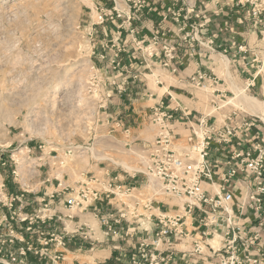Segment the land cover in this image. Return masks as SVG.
I'll return each mask as SVG.
<instances>
[{
    "label": "crops",
    "instance_id": "crops-1",
    "mask_svg": "<svg viewBox=\"0 0 264 264\" xmlns=\"http://www.w3.org/2000/svg\"><path fill=\"white\" fill-rule=\"evenodd\" d=\"M112 1L115 5V0ZM122 1L124 6L122 15L118 18L120 20L111 22L106 30L103 27L98 28H101L102 33L99 34L100 38L96 42L97 54L94 57L97 63L103 61L101 71L110 68V70L105 71V74L108 75V79L112 83L122 84V81L126 80L122 92L115 94L111 92L108 94L109 98L105 100L109 106L110 114L106 112L103 114L111 119V121L107 119L108 127L119 130L117 136L125 146L134 145L147 148L155 140L158 131L157 127L151 123V114L156 107L173 115L170 128L174 134L178 135L179 143H182L190 133V125L195 124L200 119L206 120L216 128H223L230 123L233 126H241L234 146L210 149L208 162L212 170L217 175L226 172L225 160L230 153L233 150H246L250 140L255 136L259 137L261 124L258 119L252 117L261 118L262 116L243 110L238 112L224 111L223 114H220L221 109L217 102L223 101L225 94H232V92L224 88V84L220 85L216 79L212 78L206 80L204 84L205 87L213 88L211 91L212 98L206 108L203 103V105L199 103L200 100L196 99V89L200 88L195 87L190 82V78L197 71L210 76L209 73H213V66L216 65L219 57H225L230 63L237 64L238 79L242 85H246V93L262 103L264 95V44L252 32L244 12L247 7H231L229 0H139L142 2V5L139 6L133 5V2L138 0ZM114 9L116 7L110 6L109 10ZM191 9L192 12H190ZM134 12H136L137 17L128 21L127 18ZM190 26L197 27V37L200 40L207 43L212 42V45L197 48L199 50L193 56H188L184 47L179 43L181 35L189 30ZM156 32L166 34L170 41L175 42L178 46L177 57L172 63L176 69L174 72L170 68H163L158 57L146 59L144 56V61L139 58V48L146 46V43L150 42L152 35ZM106 41H113L115 44L110 49H104ZM240 45L246 46V54L238 51L237 47ZM223 50H226L227 53L223 54ZM101 55H104L103 60ZM254 55L257 57L256 60L253 59ZM117 59L122 65L121 68H116L113 65V61ZM262 61L263 64L261 65ZM146 66L150 67L149 75L143 72L146 70ZM153 71L157 74L155 87L145 78L146 76L153 77ZM249 83H251L250 86H248ZM113 89L117 91V86L111 90ZM212 109L214 112L211 113ZM250 122H254V124L246 127L245 124H250ZM236 143L238 145L235 146ZM88 173L63 172L62 180L58 177L54 178V183H51L52 180L50 182L46 180L45 182L48 181V184L41 192H27L19 186L12 187L11 191L5 195L6 197L10 194L16 198L12 210L5 206L7 199L0 195V220H3V217L10 219L13 211L19 217L32 216L42 207L41 200L44 198L49 204L48 212L53 216V221L46 226L39 224L37 227L45 232L56 231L55 229L58 228L59 231L65 230L67 233L65 235V248L55 250L60 251L63 257L59 264H132L133 260L140 258L137 251L139 242L143 239L148 240L156 231L155 216L159 213H165L169 216L183 214L184 202L181 206L177 202V198L172 196H170L171 199L150 200L142 208L143 213L139 214L126 210L127 206L123 207L121 203L111 200L107 203L103 202L104 196H101L100 200L97 201H92L89 198L87 202L83 203V207L76 209H68L63 204L57 203L58 196L49 199L52 193L62 189L65 191H61V195L68 194L69 190L83 184L84 178L103 177V172H91V175ZM106 174L108 172L104 175ZM124 175L118 174L112 180L114 182L124 181V183L129 184L124 180L127 177ZM134 176H130L131 179H134ZM242 179H247V177L243 174ZM233 181L237 182L238 190L235 191L240 196L244 191V186L239 182L240 180L233 179ZM58 182L62 184V187H57ZM217 183H220V180ZM126 184L118 187L123 188L127 186ZM113 186L115 185L113 184ZM204 188L208 191L213 190L209 184H205ZM120 211L128 213L120 223H111L112 226L109 228L100 224V216L111 219L116 217ZM129 213H133V216L136 217L132 218ZM197 216L195 211L194 216L186 217L183 226L186 237H182L174 244L173 256L167 264H205L201 261V256L194 253V243L198 242L200 246L205 247V255H211L209 247L206 246L209 244V240L215 235H218L221 240L222 231L219 229L213 231V235L204 240L195 222ZM239 218L240 223L246 227H249L251 220H253L250 211L245 212ZM0 225V232H5L7 224L2 221ZM9 225L15 227L18 234L22 233L18 220H13ZM79 226L92 229L89 238L84 239L81 234L72 235ZM149 227L151 228L149 229ZM24 236L28 238L27 234ZM220 240L217 247L221 245ZM31 241L35 247H39L36 236H33ZM19 246L22 244L16 242L15 247ZM50 250L51 252L54 251L53 244L50 245ZM26 264H50V262L28 255Z\"/></svg>",
    "mask_w": 264,
    "mask_h": 264
},
{
    "label": "rangeland",
    "instance_id": "rangeland-1",
    "mask_svg": "<svg viewBox=\"0 0 264 264\" xmlns=\"http://www.w3.org/2000/svg\"><path fill=\"white\" fill-rule=\"evenodd\" d=\"M110 6L116 9L109 10ZM123 6L122 0H115V5L112 0H0V186H5L2 197L18 186L27 192H41L48 181L54 183L57 177L62 180L63 172H103V177L82 180L84 186L97 192L96 201L104 196L103 202L115 201L139 214L150 200L172 198L146 175L149 147L125 146L117 136L119 130L108 127L107 119H111L103 114H110L105 103L108 94L117 93L121 85L108 79L105 71L110 68L100 70L103 61L97 63L94 59L96 42L102 27L106 30L111 22L120 20ZM109 13L112 18L107 17L100 24L99 17ZM105 44L104 49H110L115 43ZM144 47L138 50L143 61L144 56L148 59ZM223 58L219 57L210 76L206 74L207 80L215 78L232 92L217 102L219 113L243 110L263 116L262 103L246 93V85L239 81L237 64L228 62L227 70ZM149 69L146 66L143 72L149 75ZM152 73L153 77L145 78L155 87L157 74ZM232 85L244 89L250 100L235 98ZM116 86L117 91L111 90ZM212 90L210 86L196 89V99L206 108ZM230 99L233 101L221 108ZM121 173L129 184L112 180ZM124 184L127 186L121 188ZM125 188L130 192H123ZM177 200L182 206L184 199ZM10 226L15 228L7 224L6 229ZM15 243L9 251L16 249Z\"/></svg>",
    "mask_w": 264,
    "mask_h": 264
},
{
    "label": "built area",
    "instance_id": "built-area-1",
    "mask_svg": "<svg viewBox=\"0 0 264 264\" xmlns=\"http://www.w3.org/2000/svg\"><path fill=\"white\" fill-rule=\"evenodd\" d=\"M229 2L231 7H247L244 12L252 32L264 44V0H229ZM133 5L139 6L142 2L138 0L133 2ZM115 13L116 17H119V13L117 11ZM112 16V13L100 16V24L107 17L111 19ZM136 17L137 14L134 12L127 20L130 21ZM197 34V27L190 26V29L181 35L179 43L188 56L196 54L199 50L197 48L212 45V42L200 40ZM144 49L149 59L158 57L163 68H170L173 72L176 70L172 63L177 57L178 46L175 42H171L166 34L154 33ZM237 49L246 54L245 45H240ZM222 53L226 54L227 51L223 50ZM253 57L256 60V55ZM113 64L121 68L120 61L115 60ZM206 80V73L201 71H197L190 78V82L201 89L205 88ZM125 82L126 80H123L120 84L119 93L124 90L122 87ZM250 85L251 83L248 84ZM262 107L264 108V95ZM252 118L258 119L261 124L259 137L255 136L251 139L246 150H233L225 160L227 171L217 175L208 162L210 149L234 146L242 127L233 126L230 123L223 128H216L206 120L200 119L190 125V133L182 143H179L178 135L174 134L170 128L173 115L159 107L154 108L151 123L157 127L158 131L154 142L149 146L146 175L159 183L164 194L184 199L183 214L169 216L159 213L155 216L156 231L148 240L143 239L139 242L137 251L140 258L133 260L132 264L169 263L173 256L174 244L182 237H186L183 231L186 217L194 216L195 211L198 214L195 222L204 240L213 235V231L218 229L222 231L221 245L216 249L209 247L211 255H205V247L200 246L198 242L194 243V253L201 256L202 262L205 264H264V115L261 118ZM253 124L254 122H250L245 126L250 127ZM243 174L247 179H242ZM217 178L220 183H217ZM233 179L240 180L239 182L243 184L242 196L237 194V182ZM205 184L212 186L213 190H206ZM4 187L3 184L0 186V193L3 192ZM57 187H62V184L58 182ZM61 191L65 189L55 191L49 199L58 196L57 203L63 204L68 209L83 207V203L89 198L92 201L97 198V192L89 190L83 184L64 196L61 195ZM116 191L119 193V190ZM123 192L128 193L130 189L125 188ZM5 198L7 199L5 206L12 210L16 198L14 196ZM41 204L42 207L32 216L19 217L13 211L10 219L3 217V220H0L6 224H9V221L18 220L21 225L20 231H22L18 234L15 228L10 226L4 233L0 232V264H26L28 255L46 259L51 264L63 260L61 252L55 250L65 248L67 233L65 230L59 231L58 228L55 229L56 231L45 232L37 227L39 224L46 226L53 221V216L48 212V202L42 198ZM247 211H250L253 217L249 227L240 223L239 218ZM127 214L126 211H120L111 219L100 216L99 222L102 226L109 228L112 226L111 223L118 224L124 220ZM129 215L132 218L136 217L133 213ZM145 231L148 232V230ZM90 232H92L91 228L79 226L72 235L81 234L86 239L89 238ZM23 233L27 234L28 238H25ZM33 236L38 238V248L31 241ZM16 241L22 246L9 251L8 248ZM51 244H53V252L50 250Z\"/></svg>",
    "mask_w": 264,
    "mask_h": 264
},
{
    "label": "bare ground",
    "instance_id": "bare-ground-1",
    "mask_svg": "<svg viewBox=\"0 0 264 264\" xmlns=\"http://www.w3.org/2000/svg\"><path fill=\"white\" fill-rule=\"evenodd\" d=\"M224 59V58H223ZM224 63V68L228 70V60L225 58L224 61H222ZM229 77V76H228ZM230 78V77H229ZM233 86V85H232ZM233 92H234V95H235V98L241 100V101H244L246 98H247V95L245 94V90L244 89H240V88H235L233 86ZM248 99V98H247ZM250 100V99H248ZM251 100H253L251 98ZM233 101V99H230L228 102H225V104H222L221 105V108L223 107H226L228 104H230L231 102ZM252 106V105H251ZM261 117V116H260ZM220 240L219 236L218 235H215L211 240H210V245L207 244L206 246L207 247H211L213 248L215 245H217L218 241ZM213 246V247H212ZM218 248V247H217ZM205 249V248H204ZM213 249H216V248H213Z\"/></svg>",
    "mask_w": 264,
    "mask_h": 264
}]
</instances>
